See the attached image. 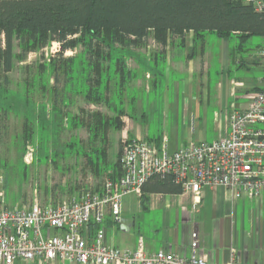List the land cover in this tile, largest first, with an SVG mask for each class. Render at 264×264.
<instances>
[{
	"label": "crops",
	"instance_id": "obj_1",
	"mask_svg": "<svg viewBox=\"0 0 264 264\" xmlns=\"http://www.w3.org/2000/svg\"><path fill=\"white\" fill-rule=\"evenodd\" d=\"M207 37L208 34L195 42L194 34L186 33L183 38H171L165 45L159 43L147 59L143 54L142 59L135 55L134 59H128L127 66L134 78L125 91L126 115L122 117L123 128L117 138L122 144L141 139L158 148L167 147L173 153L191 143H212L228 135L232 111L247 109V95L264 89V36L245 40L239 35L230 39L217 36L220 42L214 82ZM232 38L239 43L231 46ZM252 38L263 41L253 51L247 48ZM132 51L150 53V47L131 50L130 55ZM240 53H246L245 59H238ZM238 69H244L248 76L238 78ZM163 86L161 109L150 106L145 110L142 104L136 105L133 97L128 98L132 91L143 89L151 95ZM153 120L158 123L155 128ZM137 199L131 206L122 205L121 201L120 224H115L110 215L107 217L109 246L132 250L142 241L148 254L165 251L188 257L195 231L200 239V255L211 264L231 260L234 264H264V197L236 198L231 190L215 186L203 189L196 199L185 192L146 194ZM14 264L79 263L18 260Z\"/></svg>",
	"mask_w": 264,
	"mask_h": 264
},
{
	"label": "trees",
	"instance_id": "obj_2",
	"mask_svg": "<svg viewBox=\"0 0 264 264\" xmlns=\"http://www.w3.org/2000/svg\"><path fill=\"white\" fill-rule=\"evenodd\" d=\"M190 32L195 42L208 33L221 39L264 36V13L242 0H0V79L8 83L16 61L52 44H59L61 55L83 48V82L78 93L89 104L106 105L113 116L99 111L87 114L83 123L76 118L70 121L87 128L91 144L96 145L86 155L92 173L98 177L107 171V180L117 183L123 174V144L119 143L113 166L108 164L104 146L111 130L117 133L123 128L125 91L134 78L127 66L131 50L144 48L152 34L165 45ZM73 61L66 62L71 73ZM68 81L76 84L71 78ZM102 187L90 192L99 193ZM153 193L178 195L183 190L172 177L157 176L142 187V196Z\"/></svg>",
	"mask_w": 264,
	"mask_h": 264
},
{
	"label": "built area",
	"instance_id": "obj_3",
	"mask_svg": "<svg viewBox=\"0 0 264 264\" xmlns=\"http://www.w3.org/2000/svg\"><path fill=\"white\" fill-rule=\"evenodd\" d=\"M264 13L262 0H242ZM264 59V50L262 51ZM248 108L234 109L229 133L212 142L191 143L169 153L141 139L123 143V174L117 183L106 180L99 193L90 191L64 203L5 208L4 177L0 176V264L76 261L79 264H211L200 255L198 232L192 233L191 254L160 251L148 254L143 242L122 250L107 243L106 219L122 221V198L142 196L153 177H172L183 192L199 198L202 190L222 186L236 198L264 197V89L247 95ZM90 227H96L94 233ZM219 264H234L231 260Z\"/></svg>",
	"mask_w": 264,
	"mask_h": 264
},
{
	"label": "rangeland",
	"instance_id": "obj_4",
	"mask_svg": "<svg viewBox=\"0 0 264 264\" xmlns=\"http://www.w3.org/2000/svg\"><path fill=\"white\" fill-rule=\"evenodd\" d=\"M207 42L214 82L218 66L215 56L220 41L216 34L208 33ZM261 42V38H252L247 48L253 51ZM230 43L233 46L239 42L232 38ZM158 44L152 34L147 42L150 53L132 51L130 57L134 59L135 55V58L142 59L143 54L147 59ZM245 57L246 53L238 54V59ZM83 58V48L61 55L60 46L55 43L42 51L29 53L23 61H16L14 70L8 75V83L0 79V176L5 182L2 198L5 208L29 207L34 199L42 206H58L69 198L101 188L110 178L107 171L96 177L87 163L86 155L96 145L91 144L89 130L80 123L87 121L89 113L100 111L108 116L113 113L106 105L89 104L79 95L83 82ZM70 59L74 60L75 71L72 73L66 64ZM236 72L238 78L248 76L244 69ZM69 78L76 84H69ZM164 87L153 90L151 95L138 89L128 98L133 97L136 105L142 104L145 110L150 106L161 109ZM71 118L80 123L74 125ZM42 119L45 123L41 122ZM157 126V121L153 120L152 127ZM118 136L120 133L111 130L104 146L111 166L116 163L120 152ZM121 156L122 153L120 160ZM137 197L135 194L125 196L122 205L136 204Z\"/></svg>",
	"mask_w": 264,
	"mask_h": 264
}]
</instances>
